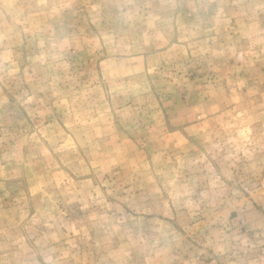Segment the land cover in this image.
Here are the masks:
<instances>
[{
    "label": "rangeland",
    "instance_id": "374dc122",
    "mask_svg": "<svg viewBox=\"0 0 264 264\" xmlns=\"http://www.w3.org/2000/svg\"><path fill=\"white\" fill-rule=\"evenodd\" d=\"M0 264H264V0H0Z\"/></svg>",
    "mask_w": 264,
    "mask_h": 264
}]
</instances>
